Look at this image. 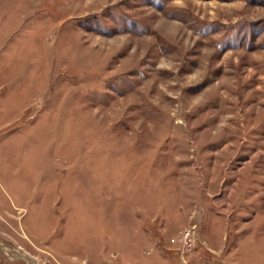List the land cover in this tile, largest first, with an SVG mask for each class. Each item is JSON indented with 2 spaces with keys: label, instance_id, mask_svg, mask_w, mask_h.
Returning <instances> with one entry per match:
<instances>
[{
  "label": "rangeland",
  "instance_id": "rangeland-1",
  "mask_svg": "<svg viewBox=\"0 0 264 264\" xmlns=\"http://www.w3.org/2000/svg\"><path fill=\"white\" fill-rule=\"evenodd\" d=\"M0 264H264V0H0Z\"/></svg>",
  "mask_w": 264,
  "mask_h": 264
}]
</instances>
